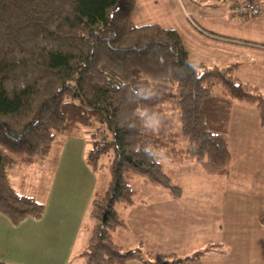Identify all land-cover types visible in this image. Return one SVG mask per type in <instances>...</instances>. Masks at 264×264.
Segmentation results:
<instances>
[{
	"label": "trees",
	"instance_id": "1",
	"mask_svg": "<svg viewBox=\"0 0 264 264\" xmlns=\"http://www.w3.org/2000/svg\"><path fill=\"white\" fill-rule=\"evenodd\" d=\"M135 3L0 0V213L15 225L42 217L44 204L18 192L11 172L41 163L58 136L84 134L91 139V170L101 174L103 158L109 161L108 186L97 187L90 202L93 223L80 254L85 264H125L132 258L142 264H196L221 244L163 259L123 248L113 239L125 225L116 206L134 203L136 177L173 197L181 194L162 159L198 163L210 176L227 175L232 104L254 103L263 122L264 95L235 76V64L208 66L191 58L176 29L134 23ZM140 84L159 94L130 99L128 88ZM143 108L161 115L159 131L144 127ZM147 145L163 148L165 158L150 161L143 153Z\"/></svg>",
	"mask_w": 264,
	"mask_h": 264
},
{
	"label": "crops",
	"instance_id": "2",
	"mask_svg": "<svg viewBox=\"0 0 264 264\" xmlns=\"http://www.w3.org/2000/svg\"><path fill=\"white\" fill-rule=\"evenodd\" d=\"M242 1L245 0H135L132 20L135 22L133 16H136L139 19L136 20V24L154 22L165 28L176 29L181 34L191 58L219 66L236 64L234 72L238 74L240 71L244 72L251 76V82L264 88L263 0H251L260 4V12L247 16L233 11L234 3ZM143 5L154 11L155 16L148 18L142 14ZM221 52L224 53L225 58L219 55ZM245 53L252 59L244 66L240 56ZM261 94L264 95L263 92ZM258 120L259 114L254 103L237 102L232 105L228 143L231 144L232 141L248 144L253 138V133L256 134V141H259V235L252 239L254 242L248 250L253 253L259 250V260L254 258L256 256L254 254L247 256L248 251L238 245L234 235L235 243L230 241L231 244H226V236H220L219 241L212 242L221 244L220 250L203 255L196 264H251L255 259L259 264H264V216H262L264 214V121H260L259 127H255ZM64 146L66 150L77 149L76 156L79 163H73L77 168L73 174L65 175L67 169H70L64 163V161L70 162L66 156L60 158L61 162L58 163L54 176L53 169L49 172H41V167L50 163L53 147L41 163L11 172L15 189L20 193L32 195L42 202L44 213L38 219L26 218L18 225L13 224L0 213V261L9 264H71L70 259L78 256L77 264L85 263L81 261L80 254L88 241V227L93 223L90 202L97 187H104V183L101 182L102 175L92 171L86 162V151L91 146L89 136L84 134L79 137L66 136ZM179 164L189 166L183 164H194V162ZM35 165L39 168V172L37 180L33 182L29 180L32 171H24V168ZM192 168L199 170L198 167ZM19 171L22 175H18ZM58 176L69 179L62 188L57 186ZM50 177H53L51 182H49ZM139 186L140 189L135 188ZM178 186L181 187V194L173 197L161 186L143 181L141 184L138 183V186L133 185L134 203L129 206L121 204L116 206L125 225L114 232V241L122 247L133 249L128 246L125 239V234L132 232L131 243L143 244L146 248L150 246L156 251L151 245L161 247L164 243L169 247L167 241L183 238L185 228L176 217L179 214V203L184 202L188 195L184 193L181 185ZM213 187L209 185L208 189L213 190ZM246 217V215L242 216L243 219ZM168 221L171 222L170 225ZM140 224L143 225V230ZM213 227L216 231L217 227L220 232L223 230L221 224L216 226V222L213 223ZM169 232L172 234L169 235ZM148 234L149 237L145 238L144 236ZM180 244L181 250L187 249L183 240ZM125 264L142 263L132 258Z\"/></svg>",
	"mask_w": 264,
	"mask_h": 264
},
{
	"label": "rangeland",
	"instance_id": "3",
	"mask_svg": "<svg viewBox=\"0 0 264 264\" xmlns=\"http://www.w3.org/2000/svg\"><path fill=\"white\" fill-rule=\"evenodd\" d=\"M141 13L146 15L148 18L155 16L154 11L144 5L141 8ZM133 18L135 22H137L136 20H139L136 16H133ZM219 55L222 58L224 57L223 52ZM251 59L252 57L246 53L240 56V60L243 62L244 66L251 61ZM207 65L225 67L216 64ZM229 65H232V63ZM234 73L239 80L254 85L258 89V92L260 91L264 93V88L251 82V76L246 75L242 71H240V74L236 72ZM214 90L221 93L222 87L216 86ZM237 102L249 104L247 101L240 100L233 102L232 105ZM259 122L260 119L255 127H259ZM95 127L99 129L100 125L97 124ZM95 127H92L90 131L95 130ZM65 137L66 136L64 135H60L56 138L50 154V163L47 162L48 166L41 167V172H49L53 169L54 176L58 163L61 162L60 158L66 156V158L70 159V162L68 163L67 161H64V163L70 169H67L65 175L75 173L77 168H75L76 166L73 163H79L78 157L76 156L77 149L71 148L66 150L64 146ZM229 146L231 149V161L230 170L227 175L210 177L203 171L202 167L198 163L183 164L189 166H181L179 163H172L169 162L168 159H162L161 162L163 164V168L167 174H169L171 181L175 184L177 183V185H181L184 193L188 195L184 202L179 203V214L176 217V220L184 225V237L177 238L175 241L173 239L167 241L169 247L164 243H162L161 247L151 245L152 248L156 250L153 251L150 246L146 245L150 248L148 249L143 244L136 245L135 243H131L132 241L130 240V236L132 232H127L125 234V239L129 244L128 246H131L133 249L139 248L158 259H163L165 256H168V254L182 255L190 253L195 248H201L206 246L208 243L210 244L212 242L219 241L220 236H226V244H231L232 241L235 243L236 236L238 245L245 251H248L252 247V242H254L252 239L259 235V141H256V134L253 133V138L250 143L238 144L231 141ZM103 162L106 166L100 174V176L102 175L101 182L103 181L104 185L108 186L109 175L107 164L109 161L107 156L103 158ZM192 167H198L199 170H193ZM24 171H32L29 176L30 181L34 182L37 180V174L39 172L37 165L31 168H24ZM18 175H22L21 171L18 172ZM52 179L53 177H50L49 182H51ZM141 179L142 178L140 177H136L132 180V185L138 186V183L141 184ZM68 180V178H59L58 176L57 186L62 188L67 184ZM209 185L214 186L213 190L208 189ZM140 187L141 186L135 188L140 189ZM140 194L141 193H139L138 196H140ZM215 199L216 203H214ZM221 215L224 217L222 218ZM243 215L247 216L246 219L242 218ZM262 216H264V214ZM214 222H216V226L219 224L222 225V232L219 231L218 227L216 231L215 227H213ZM167 223L169 225L171 224L170 221ZM140 226L143 230V225L140 224ZM154 231L155 230L153 229V233ZM171 234L172 233L169 232V235ZM149 235L150 234L144 237L148 238ZM189 236H191L190 239ZM181 240L184 241V245L187 249L181 250ZM226 248H228L227 245ZM253 254L256 255L254 258L259 260V250L257 253H253L251 251L246 253L247 256H251ZM258 260L255 259V261L251 264H259ZM77 261L78 256H74L70 259L71 264H77ZM81 261L84 262L83 258H81Z\"/></svg>",
	"mask_w": 264,
	"mask_h": 264
},
{
	"label": "clouds",
	"instance_id": "4",
	"mask_svg": "<svg viewBox=\"0 0 264 264\" xmlns=\"http://www.w3.org/2000/svg\"><path fill=\"white\" fill-rule=\"evenodd\" d=\"M193 69L196 65H191ZM122 88H127L126 84H121ZM129 98L136 100H151L154 99L159 93L157 89L151 86H145L140 84L128 88ZM139 118L143 121L144 127L147 129L157 132L162 125V117L158 112L150 111L148 108H143L139 112ZM129 127H135V124H130ZM143 153L150 161L159 163L161 158H165V150L163 148H153L151 145H147L143 149Z\"/></svg>",
	"mask_w": 264,
	"mask_h": 264
},
{
	"label": "built area",
	"instance_id": "5",
	"mask_svg": "<svg viewBox=\"0 0 264 264\" xmlns=\"http://www.w3.org/2000/svg\"><path fill=\"white\" fill-rule=\"evenodd\" d=\"M233 11L240 15H256L260 12V4L256 1L245 0L239 3H234Z\"/></svg>",
	"mask_w": 264,
	"mask_h": 264
}]
</instances>
